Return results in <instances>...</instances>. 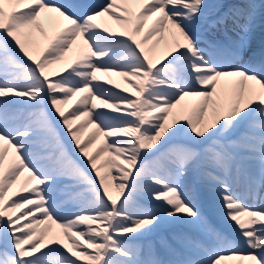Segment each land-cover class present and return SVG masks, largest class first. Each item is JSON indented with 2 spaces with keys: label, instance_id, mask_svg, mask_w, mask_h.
I'll return each instance as SVG.
<instances>
[{
  "label": "snow or ice",
  "instance_id": "1",
  "mask_svg": "<svg viewBox=\"0 0 264 264\" xmlns=\"http://www.w3.org/2000/svg\"><path fill=\"white\" fill-rule=\"evenodd\" d=\"M222 8L0 0V264H264V46L249 40L264 0ZM42 16L63 27L48 36Z\"/></svg>",
  "mask_w": 264,
  "mask_h": 264
},
{
  "label": "rangeland",
  "instance_id": "2",
  "mask_svg": "<svg viewBox=\"0 0 264 264\" xmlns=\"http://www.w3.org/2000/svg\"><path fill=\"white\" fill-rule=\"evenodd\" d=\"M91 3L93 4H101L102 2H105V0H90ZM214 3L219 2V3H223L224 4V8H222L220 11L223 12L225 11L228 6L234 2V0H213ZM255 2L257 4L260 3V0H255ZM7 8V6H6ZM215 16V14H213V16L210 17V20L213 19ZM257 22H259L260 24V18L259 15L257 17ZM41 24L45 30V32L48 34V36H51L54 32H52V30H47L46 28V24L43 21V17L41 18ZM211 32V30H209ZM259 37L260 38V43L264 46V26H261V28L259 29H255V32H253L251 34V36L249 37L250 43L252 46H257L258 42L256 41L255 38ZM142 38V37H141ZM31 40H32V51L34 53V55H39L41 53V51L43 50V48L45 47L47 40L45 38L44 35H42L38 30H33L32 36H31ZM79 48H75L73 51L71 52H67L65 54V57L63 60L57 62L56 64H53L50 66V68L47 69L48 73L50 76H55L57 73H63L64 68L66 67V65L73 61L76 57V55L78 54ZM123 87H121L122 89ZM114 90H119V89H114ZM132 89H129V92H131ZM75 104V99L73 101H70L68 105L64 106V110L68 111L69 109H71ZM80 123V121H76L74 122V126L75 124ZM94 129L92 128L91 125H88L85 127V129L83 130V133L81 135V140L82 142L84 140L87 139L88 135L93 131ZM67 139V137H66ZM101 144L100 140H97L94 142L92 149H90V151H94L95 148L99 147V145ZM69 147H71V144L69 145ZM11 157V153H9V158ZM106 157H102L100 160H98V164L101 163L103 161V159H105ZM105 171V169H102V172ZM114 171V170H113ZM19 187V185H15L13 186V189L9 192V195L12 194V192L16 191V189ZM198 203L202 209V211L205 213L206 217L212 221L213 223H215L218 227L231 232V229H225V226L223 224L220 223L218 217H217V211L216 208L213 205V202L211 200L210 197H208L205 194H201L199 199H198ZM248 203H253V201L249 200ZM175 229L170 227L169 225H165L160 232H158L155 236L151 237L150 239L153 240H158L160 236H169L171 234L172 231H174ZM52 231L54 233H58V231L56 230V228L53 226ZM229 264H238V263H233L231 260L227 261Z\"/></svg>",
  "mask_w": 264,
  "mask_h": 264
},
{
  "label": "bare ground",
  "instance_id": "3",
  "mask_svg": "<svg viewBox=\"0 0 264 264\" xmlns=\"http://www.w3.org/2000/svg\"><path fill=\"white\" fill-rule=\"evenodd\" d=\"M101 4H103V3H101ZM43 21L46 24V28L45 29H47L48 31L49 30H52V32H55V31H57V30H59L60 28L63 27L62 24H57V22H56L55 19H47V18L43 17ZM98 23H100L102 25V27H109V28H111V29H113L115 31H119L120 30V26L116 23V21L113 20V19H111V18H109L108 16H104V17L99 18L98 19ZM151 23H152V20H149L148 21V24L145 26V30L144 31H147V28L151 25ZM259 28H261V24H259V22H257V27L255 29H259ZM254 32H255V30H254ZM142 35H143V33H142ZM156 39H157V37H153L152 40L149 41V44L146 45L145 47L150 46ZM255 39L258 42V45L257 46L262 45L260 43V41H259L260 40L259 37L255 38ZM79 44H80V42L78 41L76 45H73L72 49L69 52L73 51L75 48H78V45ZM257 46H252V47L253 48H256ZM164 51H165L164 44L162 43V44L158 45L156 47V53H155L156 54V58L157 59L161 58L163 56ZM247 55H248V53L245 52V59L247 58ZM98 75H101V74H98ZM109 78L115 84H119L120 85V88L123 87V88L131 89L130 86H129V84L126 81H124L121 77H118V76H114L113 75L111 77H104L103 79L106 80V79H109ZM106 86L107 87H111V85H106ZM56 230L59 232L58 229H56ZM231 261L233 263L242 264V262L239 261V260H237V259H232ZM223 264H229V263L227 261H224Z\"/></svg>",
  "mask_w": 264,
  "mask_h": 264
}]
</instances>
